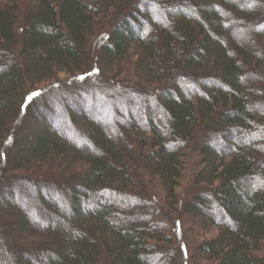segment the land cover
I'll return each instance as SVG.
<instances>
[{"label":"trees","instance_id":"1","mask_svg":"<svg viewBox=\"0 0 264 264\" xmlns=\"http://www.w3.org/2000/svg\"><path fill=\"white\" fill-rule=\"evenodd\" d=\"M175 1L164 13L136 0H0V177L58 156L87 165L64 196L36 192L39 206L55 210L45 223L56 237L45 255L18 253L21 264H264V85L252 76L264 75V0ZM131 52L139 79L165 85L130 123L112 122L134 145L74 111L100 104L118 113L100 90L66 100V138L50 111L36 109L49 92L37 86L61 71L79 73L75 83L97 74L119 87L114 76ZM170 59L179 70L166 83ZM137 153L160 181L161 204L132 191ZM188 155L197 156V169L180 195ZM13 191L0 207L23 197ZM172 211L216 233L180 253L165 223ZM27 216L20 212L14 224L21 236L38 225Z\"/></svg>","mask_w":264,"mask_h":264},{"label":"rangeland","instance_id":"2","mask_svg":"<svg viewBox=\"0 0 264 264\" xmlns=\"http://www.w3.org/2000/svg\"><path fill=\"white\" fill-rule=\"evenodd\" d=\"M136 1H141V3H139L141 7L142 5L149 6L152 7L153 10H164V13H167L169 11V7L173 5L170 3L176 2L175 0ZM171 27L173 28V26ZM175 29L176 26H174V30ZM149 34L150 33L146 32L145 36L148 37ZM156 36L157 33L153 32V37ZM134 61L135 54L131 52L125 62L120 63V74L118 72V74L114 76V79L116 81H123L119 82V87L111 83L113 82L111 78L107 79V81H105V78L102 76L96 78L97 74L96 76L94 75L90 76L89 78L87 77L84 83H75L74 79H77L78 76H80L79 73L72 76L61 71L57 75H55L54 78H50L47 81H44L43 84L37 86L38 88L47 87L49 88V92L43 99H41V101L38 102V104H35V107L39 113L44 110L50 111V114H52L50 119L53 120V126L59 129L60 132L65 133L66 138V136L72 134L70 133L72 131V128L68 127L67 125V115L70 114V110L69 106H67L66 104V100H68V98H77L75 97L77 95L82 97L83 92L81 90H84V93H90L93 96H100L101 92L106 93L107 97L104 96V101L108 100L109 103H111L112 101H114V103L117 102L116 105L119 110L118 113L115 114L114 111L105 106L100 107V104H95L98 109H96L94 112L91 110V106L87 104L86 108L82 110L76 109L74 111L80 115L84 113H86L88 116L91 115L92 118L96 119L97 121H104L103 124H105L106 128L108 129L110 136L113 137V139L117 143L127 144L128 142L132 145L133 141L130 137L127 138V133L125 131H122L121 128L117 129L118 127L115 126V124H112V122L116 120V122L121 123L120 126L127 125L125 121H127V123H130V120L128 119L134 118V114L139 115L147 110V106L152 107V103L155 100L153 98H150L165 86L161 83V81L148 82L143 77L142 79H139L133 72ZM166 61L167 68L165 71H167L168 73L167 75H165V81L167 83V80L169 81L170 78H173L178 73L179 63H173L174 61L172 59ZM129 72L133 76V81L136 84H138L139 86L140 83L142 84V90H144L145 92L140 90L139 86H136L135 84V86L132 85L133 83L129 81L128 77ZM111 75L112 74H109L108 76ZM252 76L254 80L257 79V81H261L260 85H264V75L254 74ZM66 82L69 83L66 84ZM181 85H183V87H186L185 82L181 83ZM98 90H100L101 92ZM148 97H150L149 100ZM77 99H80V97H78ZM80 101H78V103ZM45 107H48V109ZM93 107L94 104L92 105V108ZM46 115L43 116L47 118L46 120L48 121V117H46ZM76 127L77 128L75 129V131L79 136L86 135V131L84 130L85 128L82 126V124ZM31 131L32 130H29L28 134H30ZM23 134L24 136L27 135L25 132H23ZM71 141L73 145H82V142L80 139H78L77 135H74ZM134 151L138 152L136 148H134ZM137 155V162L132 163L133 173H135L132 175H134L133 177L135 178V181H137L138 186L133 188L132 191L136 193L138 192V194L142 196L143 202H146V204H161L164 200V193L161 190L160 181L157 176H152L150 174V170L147 171L146 169H143L145 167H143L142 157L138 153ZM58 158H55V160L48 159L42 162L35 161V163L32 164L30 168L21 171H9L8 174H6V171L4 173L1 172L2 174L0 177V186L8 185V188H4L5 196H1L0 199L8 198L6 197V194L14 192L13 189H20V195L22 192L23 197L21 195V198H15L17 199L15 200L16 205L14 204L12 208H8L6 206L3 208L0 207V264H21L18 258V253H23V255L25 253H33L37 256L45 255L47 254V250L51 249V247L54 245L53 241L54 237L56 236H53L54 234L50 231L52 225L49 226L45 222L51 221L52 218L56 216L55 210L48 211L41 204L39 206L38 200L36 198V192L40 194L43 192L53 194L55 192H58L59 194L63 195L64 193L68 192L67 188H69V183L71 180H73L72 178L76 177L80 173H83V171H85V169L87 168L86 163L82 160L66 165V163L64 164V162L61 163L59 161L61 159ZM185 161L187 163L182 178L180 179L181 186L177 188L180 195H183L184 193L182 192H184L185 189H188V183L191 180L190 178H192V174L197 169L198 158L196 155H188L187 158L185 157ZM5 168L7 169V161L5 162V160H3L0 162V169L3 170ZM27 184H29V186ZM124 187L125 191L130 188V186ZM135 205V207L140 210V205ZM20 212H23L26 216L28 215L27 217L38 224L36 225V230L34 232H24L22 236L17 232L14 224L15 221H17V216L20 214ZM171 213L172 214L170 215V218H168L169 220L165 219V223L166 227L170 228V231L175 235V242L176 245H178V248H180L181 250L179 251L180 253H189V248L192 247V245H195V243H197L199 240H201L202 237L212 236L216 233V230L213 228H198L195 219H193L195 221H190L186 216H183L182 218L179 211H172ZM156 220L162 219H160L159 217ZM165 220L163 219L162 222H164ZM176 235L178 236V239Z\"/></svg>","mask_w":264,"mask_h":264}]
</instances>
